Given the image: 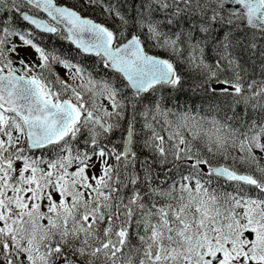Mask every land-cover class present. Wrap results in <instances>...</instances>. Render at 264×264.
<instances>
[{
  "label": "snow or ice",
  "instance_id": "1",
  "mask_svg": "<svg viewBox=\"0 0 264 264\" xmlns=\"http://www.w3.org/2000/svg\"><path fill=\"white\" fill-rule=\"evenodd\" d=\"M0 264H264V0H0Z\"/></svg>",
  "mask_w": 264,
  "mask_h": 264
},
{
  "label": "trees",
  "instance_id": "2",
  "mask_svg": "<svg viewBox=\"0 0 264 264\" xmlns=\"http://www.w3.org/2000/svg\"><path fill=\"white\" fill-rule=\"evenodd\" d=\"M44 44L45 46H49V47L54 46L63 53L74 54L73 46H71L67 41H61L57 39L55 36L45 35ZM209 59H211L210 51H209ZM185 76L188 82L185 84L184 87L185 89H187L196 77H195V73H192V74L185 73Z\"/></svg>",
  "mask_w": 264,
  "mask_h": 264
},
{
  "label": "rangeland",
  "instance_id": "3",
  "mask_svg": "<svg viewBox=\"0 0 264 264\" xmlns=\"http://www.w3.org/2000/svg\"><path fill=\"white\" fill-rule=\"evenodd\" d=\"M23 55H32L33 54V52H32V50L31 49H27V50H25V52L24 53H22ZM59 71H60V73H61V75H63L64 74V70L63 69H59Z\"/></svg>",
  "mask_w": 264,
  "mask_h": 264
}]
</instances>
